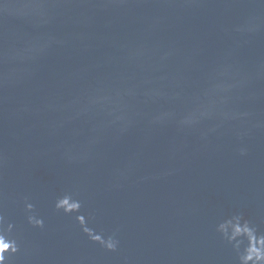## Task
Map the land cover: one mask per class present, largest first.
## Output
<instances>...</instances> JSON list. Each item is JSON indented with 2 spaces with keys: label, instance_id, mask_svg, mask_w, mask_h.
I'll use <instances>...</instances> for the list:
<instances>
[{
  "label": "water",
  "instance_id": "water-1",
  "mask_svg": "<svg viewBox=\"0 0 264 264\" xmlns=\"http://www.w3.org/2000/svg\"><path fill=\"white\" fill-rule=\"evenodd\" d=\"M237 218L264 235V0H0V264H241Z\"/></svg>",
  "mask_w": 264,
  "mask_h": 264
},
{
  "label": "clouds",
  "instance_id": "clouds-1",
  "mask_svg": "<svg viewBox=\"0 0 264 264\" xmlns=\"http://www.w3.org/2000/svg\"><path fill=\"white\" fill-rule=\"evenodd\" d=\"M61 203H66V201ZM229 225L232 229L229 239L245 237L248 242L244 254L240 257L241 264H264V235L258 236L255 229L250 227L247 221L241 224L239 218L235 223L229 222ZM0 246L5 249L9 248V245L3 242L2 239H0ZM12 250L15 251L14 248Z\"/></svg>",
  "mask_w": 264,
  "mask_h": 264
}]
</instances>
